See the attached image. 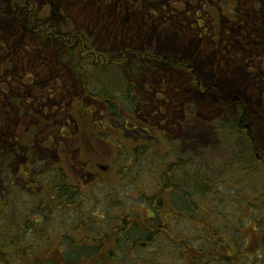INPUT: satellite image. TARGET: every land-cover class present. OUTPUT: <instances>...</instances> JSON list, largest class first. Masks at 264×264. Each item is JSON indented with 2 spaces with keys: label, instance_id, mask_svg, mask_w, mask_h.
<instances>
[{
  "label": "rangeland",
  "instance_id": "374dc122",
  "mask_svg": "<svg viewBox=\"0 0 264 264\" xmlns=\"http://www.w3.org/2000/svg\"><path fill=\"white\" fill-rule=\"evenodd\" d=\"M157 1L166 8H170L168 6L170 3L165 5L164 0ZM53 2L55 8H59L63 13L66 12L75 25L89 28L94 24L99 26L106 23L111 32L118 33L119 38L126 35L121 33L122 30L120 31L117 27L121 21L122 23L130 21V24L136 27L137 33L130 36H133L132 40L135 38L141 42H143L141 36L144 33V25H151L153 37L158 39L159 47L162 40L178 44L176 52L162 51L167 58L175 55V57H181L193 63L207 90L199 91L197 85L186 83V86H178L177 94L180 97L171 99L166 97L169 99L168 105L178 104L160 107L157 103V107L154 108L157 117L150 118L151 125L158 124L161 128L165 127L164 118L170 114V111L174 115L175 124L173 131L168 133L169 140L160 147L175 148L178 140L182 145L184 144L185 148L216 145L215 137L207 140L203 136V130L207 132L204 121L210 122L211 117L216 115L224 114L229 117L242 113L241 118H244L246 127L251 128L256 146L262 148L260 152L264 153V36L256 37V40L251 34L248 40L244 41L249 43L246 47L237 45L233 37L237 32V24H240L236 18V12L245 11L248 20L260 19L264 25V12L262 11L264 7L256 6L258 3L255 2H259L258 0H183L184 4L181 7H174L176 10L170 8L166 12L169 19H164L163 22L170 28L166 31L162 30L163 34L160 33V35H158L159 25L157 24L160 18L149 21L144 17L138 18L135 14L131 16V20L123 18V12L118 11L119 6L123 7L119 0H0L2 10L0 12V104L4 106V111L0 106V120L3 121L5 116L11 117L7 121L11 126L13 137H17L20 132L33 126L34 129H31L38 132L42 137V142L45 143L43 154L55 155L54 166L72 176L89 192L77 209L72 208L62 213L55 211L49 214L47 222L43 220L35 223L38 227H35L34 232L38 233L36 235L27 233L29 237L26 238L35 244V249L44 248L46 245L52 246L54 240L58 239L59 249L56 250L55 246L56 251L51 250V259L55 261L62 256L59 250L74 259L95 254L96 249L93 247H96V242L88 243L92 248L84 246L85 248L81 250L73 246V240L83 241L87 238V233L90 237L104 235L124 213L139 214L138 210L146 212L147 206L141 207L142 197L154 194L159 172L170 168L171 162L175 163V160L171 159L175 156L167 155L165 151H161L159 155L152 152L128 163L122 156L117 155L113 147L92 139L87 133L72 143L61 139L62 134L69 136L71 132L77 131V126L66 115L68 96H65V88L76 90L78 81L69 70H56L48 50L41 47L38 52L34 44L35 40L33 41L28 35V23L26 24L25 21L27 16L30 18L29 8L36 12L39 9L46 12ZM107 2L112 3L110 4L112 9L110 5L102 6ZM196 2L198 6L193 5ZM208 3L212 6L222 4L223 9L212 8ZM157 4L154 8H157ZM125 13L128 16V13ZM218 14L222 17V32L214 23ZM50 23L54 24L51 21ZM251 29L257 33L254 27L251 26ZM149 42L153 43L152 40ZM182 45L188 49L189 53H184ZM252 45L255 47L252 48ZM33 47L34 54L30 55L28 48L33 49ZM137 47H142V45ZM170 72L175 75L173 70ZM12 103L16 105L15 108ZM242 103L247 112L246 116L245 112L240 110ZM157 108H161L160 113ZM93 110L95 116L102 119L107 127L116 122L115 120L111 122L107 114L101 116L102 112L105 113L102 105H95ZM7 126L6 123L5 127ZM1 127L3 129L0 133L1 140L11 142L7 138L8 129H4L3 125ZM112 128L115 131L114 137L119 134H128L118 129L120 127ZM158 130H154L157 135ZM127 136L130 139V134ZM13 148L14 144L11 142L10 145L4 147L3 153L0 151V156L13 152ZM18 161L20 164L25 163V155L22 154ZM89 161L93 162L90 166ZM108 165L110 166L108 170L101 169L102 166ZM50 167L51 164L45 162L30 173L29 176H39L38 180L31 181L22 174L15 178L16 181L13 177L11 179L13 188L11 187L10 190L7 188L10 181L8 184L7 176L2 175L0 203L3 204L5 222L27 227V224L20 217H14L11 211L25 213L26 216L31 213L34 220L43 216V211L40 208L36 210L34 205H39L43 192L46 187L50 186V182H56L59 179L57 172L43 177V173L52 169ZM259 169L260 173L249 179L247 178L248 171H237L227 176V182L232 186L221 185L218 188L219 199L209 195L204 208V216L214 221L216 226L222 227L228 241L242 250L248 247L249 249H246L252 252V255L245 259V264L264 262V247L262 246L264 234L260 233L264 221L259 222L256 218L248 217V211L243 210L247 207L243 197L254 196L257 199L263 196L264 199L263 164L259 163ZM207 170L205 169L204 172ZM26 180L29 182L28 186L25 185ZM222 180L225 178L222 177ZM4 201H9L8 208L4 205ZM235 201L242 203L236 206ZM12 202H15V207L11 205ZM179 206L181 205H177ZM257 209L258 217L264 219V207ZM93 212L98 214L92 217ZM171 225L173 229H177L178 233L183 232L190 237L196 245L204 242L205 234L201 227H196L194 222L188 219L176 220ZM81 226H86V233L79 230ZM30 227L32 228L33 225L29 223L27 228ZM253 227H258V229L255 231ZM177 231L174 232L177 233ZM21 236L19 238L23 239ZM163 246L160 247V255L168 262L172 248L167 245ZM35 256L41 264L54 262L44 260L42 254L37 253Z\"/></svg>",
  "mask_w": 264,
  "mask_h": 264
},
{
  "label": "trees",
  "instance_id": "16d2710c",
  "mask_svg": "<svg viewBox=\"0 0 264 264\" xmlns=\"http://www.w3.org/2000/svg\"><path fill=\"white\" fill-rule=\"evenodd\" d=\"M119 1L123 7L119 6L118 11L123 12V18L131 20L133 14L138 18H147L149 21L160 18L157 23L159 25L158 35L170 28L163 22L164 19H169L166 12L170 8L176 10L174 7H181L184 4L183 0H164L163 4L170 3L168 5L170 8H166L157 0ZM261 1L264 2V0ZM110 4L112 5L111 2H107L102 6L108 7ZM152 4H157V8H154ZM111 5L110 9H112ZM193 5L198 6V2ZM208 5L215 9L222 8V4L212 6L208 3ZM48 7L46 12L40 9L36 12L32 9L33 15L30 24L27 25V32L30 38L50 52L57 71L69 70L78 81L76 90L65 88V96H68L66 115L77 126V131L71 132L70 143L87 133L92 139L113 147L117 155L122 156L128 163L152 152L159 155L161 151L175 156V158L171 157L175 163L171 162L170 168H167L168 171L166 169V172H163L161 181L158 179L154 194L142 197L141 207L147 206L146 212L138 210L139 214L124 213L104 235L90 237L87 233L85 240L80 242L79 239L73 240V246L81 250L85 247L92 248L88 243L96 242V247H93L96 249L95 254L80 256L79 258L82 259H74L59 250L62 256L55 261L51 259V250H55L54 248L58 246V239L54 240L52 246L46 245L44 248L35 249V244L26 238L29 237L28 234L38 233L34 232L35 227H38L35 223L43 220L47 222L49 214L55 211L62 213L72 208L77 209L89 192L72 176L54 166L55 155L43 154L45 143L42 142L41 135L32 130L33 126L20 132L17 137H13L11 126L7 121L11 117L5 116L3 121L0 120V133L3 131L1 127L3 125L4 129H8V140L14 144L13 152L0 156V178L2 175L7 176L8 184L10 181L7 188L10 190L13 184L11 179L14 177L13 180L16 181L15 178L20 174L23 177L27 176L31 181L38 180L39 176L29 175L45 162L50 163L52 169L43 173V177L57 172L59 179L56 182H50V186L46 187L43 192L39 205H34L36 210L40 208L43 211L41 218L34 220L31 213L26 216L25 213L11 211L14 217H20L27 227L29 223L32 224V228L5 222L3 204L0 203V264H41L36 259L35 254L37 253L42 254L44 260L54 261L51 264H245V259L252 255L249 248L242 250L236 247L228 241L222 227L216 226L214 221L204 216V208L209 195L219 199L218 188L223 184L232 186L227 182V176L237 171H248L247 178L249 179L260 173L259 163L262 164V162L256 158V144L252 137V130L246 127L244 118H241L243 114L229 117L224 114L216 115L211 117L210 122L204 121L207 132L203 130V136L207 140L215 137L216 145L185 148L184 144L182 145L178 140L175 148L160 147L169 140L168 133L173 131L175 124L171 111L164 118L165 127L160 128V125H151L149 122L150 118L157 117L154 108L157 107L158 95L170 99L180 97L177 94L178 86H186V83L197 85L199 91L205 89L204 86L198 84L202 80L193 63L181 57H175V55L163 58L162 51L176 52L178 44L162 40L159 47L158 39L153 37L151 25L143 27L144 33L141 36L143 42L135 38L134 41L133 36L130 35H135L137 32L136 27L130 24V21L126 23L121 21L117 24L118 29L122 30L121 33L126 34L125 37L120 38L117 32H111L108 29L106 23H101L102 25L99 26L94 24L89 28L81 26V28L75 25L66 12L63 13L59 8H55L54 2ZM114 9L116 12V7ZM151 10L155 13L153 14ZM57 11L59 13H56ZM262 11L264 12V9ZM105 15L107 16L108 12ZM238 20H243V23L237 24V32L233 36L236 38L237 45L246 47L249 43L244 41H247L251 34L254 36L264 34L253 32L249 22L251 20H248L245 11L239 12ZM25 21L27 24V18ZM221 22L222 18L219 15L216 16L214 23L220 32L223 30ZM77 43L81 46L78 47ZM140 45L142 47H137ZM182 47L184 53H189L184 45ZM96 56L100 57L96 58ZM171 70L175 75L170 72ZM167 100L168 102H161L158 105L166 107L169 103V99ZM179 102L184 103V101ZM12 104L15 108L16 105ZM176 104L178 103L168 106ZM95 105L103 106L105 113L102 112L101 116L107 114L111 122L113 120L116 122L108 127L104 125L103 120L98 119L94 114ZM0 106L4 111V106L2 104ZM240 110L245 112L243 103ZM246 115L247 112H245ZM6 123L7 127H5ZM115 126L133 133V137L130 139L125 135L114 137L115 131L112 127ZM158 129L164 131L165 135H157L154 130ZM1 139L0 151L3 153L4 147L10 145L11 142ZM258 149L262 150L259 147ZM22 154L25 155L26 162L20 164L18 158ZM92 163L89 161L90 165ZM169 169L174 171L169 172ZM205 169L208 170L204 172ZM222 177L225 180H222ZM28 184L26 180L25 185L28 186ZM243 198L247 205L243 210L248 211V217L256 218L259 222L264 221L261 219L263 217L259 218L257 215V208L264 207L263 196L257 199L254 196ZM234 203L239 206L242 202L235 201ZM4 205L8 208L9 201H4ZM11 205L16 206L15 202ZM177 205L181 206L177 207ZM192 211L193 214H191ZM95 214L98 213L93 212L91 216L94 217ZM186 219L194 222L196 227L202 228L205 234L203 243L196 245L195 241L183 232L178 233L176 228H172L173 221ZM85 222L88 225V222ZM86 226H81L79 230L86 233ZM253 229L256 231L258 227H253ZM175 230L177 233L174 232ZM260 233L264 234V223ZM20 235L23 239L19 238ZM163 245L172 248L168 262L160 255V247H164ZM262 246L264 247V244ZM58 249L57 247L56 250Z\"/></svg>",
  "mask_w": 264,
  "mask_h": 264
},
{
  "label": "flooded vegetation",
  "instance_id": "af4514ba",
  "mask_svg": "<svg viewBox=\"0 0 264 264\" xmlns=\"http://www.w3.org/2000/svg\"><path fill=\"white\" fill-rule=\"evenodd\" d=\"M153 6H155V4H153ZM256 6H258L259 8L260 7H262V6H264V3H260V4H257ZM29 8V7H28ZM1 10V9H0ZM29 11H30V18L27 16V18H28V24H30V19L32 18V15H33V13H32V9L31 8H29ZM34 41V40H33ZM34 44L37 46V50H38V52L41 50V45L40 46H38V42L37 41H34ZM77 46L78 47H80L81 45L79 44V43H77ZM28 52H29V54L31 55V54H34V47H33V49H30V48H28ZM57 86H59V85H57ZM199 86H200V82H199ZM161 102H168V100L166 99V98H162V99H158L157 100V103H161ZM158 111H160L161 112V108H158ZM160 134H163V135H165V132L164 131H160V130H158V135H160ZM255 151H256V155H257V157H258V159H260V160H262L263 162H264V157L261 155V153H260V151L258 150V147L255 145ZM173 169H169V172H171ZM167 171H168V169H167ZM174 171V170H173ZM163 172H166V170H164V171H160L159 172V181H161V178H162V175H163ZM170 175V174H169Z\"/></svg>",
  "mask_w": 264,
  "mask_h": 264
},
{
  "label": "bare ground",
  "instance_id": "6f19581e",
  "mask_svg": "<svg viewBox=\"0 0 264 264\" xmlns=\"http://www.w3.org/2000/svg\"><path fill=\"white\" fill-rule=\"evenodd\" d=\"M252 47V46H251Z\"/></svg>",
  "mask_w": 264,
  "mask_h": 264
}]
</instances>
